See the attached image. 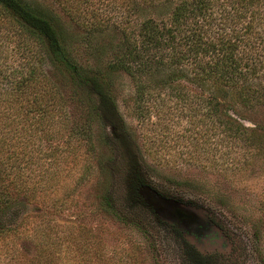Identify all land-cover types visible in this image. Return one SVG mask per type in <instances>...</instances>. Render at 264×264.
I'll return each instance as SVG.
<instances>
[{
	"label": "rangeland",
	"instance_id": "rangeland-1",
	"mask_svg": "<svg viewBox=\"0 0 264 264\" xmlns=\"http://www.w3.org/2000/svg\"><path fill=\"white\" fill-rule=\"evenodd\" d=\"M43 1L69 32L83 34L57 3ZM120 36L114 30L100 39L118 42ZM76 49L80 61H93L84 47ZM260 55L264 60L262 49ZM114 75L119 114L112 119L106 110L93 120L91 150L79 136L65 143L66 129L63 138L43 140L40 156L25 163L27 190L6 215L15 230L0 233V264H264V93L254 106L230 102L251 138L237 139L231 148L218 139L223 134L198 130L201 112L192 113L168 88L160 90V111L139 120L135 82L125 72ZM252 85L264 87V71ZM63 95L71 124L83 122L89 106L74 98L70 86ZM131 141L137 149L131 150ZM123 157L139 158L148 175L146 211L127 206ZM29 187H39V195ZM105 194L114 197L117 213L103 203ZM121 210L125 218L118 217Z\"/></svg>",
	"mask_w": 264,
	"mask_h": 264
},
{
	"label": "trees",
	"instance_id": "trees-1",
	"mask_svg": "<svg viewBox=\"0 0 264 264\" xmlns=\"http://www.w3.org/2000/svg\"><path fill=\"white\" fill-rule=\"evenodd\" d=\"M53 1L82 28V35L69 32L43 0H0V233L15 230L6 215L27 190L25 163L40 156L43 140L63 138L67 129L65 143L71 144L74 135L89 145L93 120L106 110L117 117L116 72L135 82V114L143 122L160 111L165 101L160 90L168 88L192 113L201 112L196 120L201 132L223 134L218 139L231 148L237 139H251L249 128L231 113L230 102L254 106L264 93L263 86L252 85L264 71V0ZM114 30L121 35L118 42L101 41ZM77 46L93 61H80ZM66 86L89 106L81 123L71 124ZM122 159L127 206L146 211L148 175L139 158ZM31 188L38 196L39 187ZM103 196L107 207L119 211L111 194ZM20 212L14 210L12 218L17 220ZM125 213L121 210L118 217Z\"/></svg>",
	"mask_w": 264,
	"mask_h": 264
},
{
	"label": "flooded vegetation",
	"instance_id": "flooded-vegetation-1",
	"mask_svg": "<svg viewBox=\"0 0 264 264\" xmlns=\"http://www.w3.org/2000/svg\"><path fill=\"white\" fill-rule=\"evenodd\" d=\"M208 236H210V235H208ZM194 249H195V248H194ZM196 252H197V253L199 254V256L202 257V258H205V257H207V256H210V257H211V255L202 254V253L198 252L197 250H196Z\"/></svg>",
	"mask_w": 264,
	"mask_h": 264
}]
</instances>
